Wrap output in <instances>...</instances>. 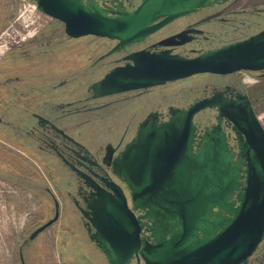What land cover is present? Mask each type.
<instances>
[{
    "label": "water",
    "instance_id": "1",
    "mask_svg": "<svg viewBox=\"0 0 264 264\" xmlns=\"http://www.w3.org/2000/svg\"><path fill=\"white\" fill-rule=\"evenodd\" d=\"M44 15L61 22L70 38L85 35L129 42L157 17L171 18L210 0H143L141 11L109 16L92 0H33ZM90 86L92 97L147 89L195 74L264 69V30L193 58L169 52L138 53ZM220 103L227 101L221 100ZM217 100L170 109L164 122L150 114L113 162L129 204L118 189L84 200L87 236L107 264H240L264 235V129L247 98L218 109L216 124L197 134L194 115ZM214 105V104H213ZM232 124L238 153L228 148L221 120ZM51 129L62 133L51 124ZM28 236L33 240L58 218ZM134 210L143 214L135 217ZM88 215H91L89 217ZM148 220L143 223L142 220ZM147 226L151 242L140 238ZM93 232H91V229ZM21 264L24 261L20 255Z\"/></svg>",
    "mask_w": 264,
    "mask_h": 264
},
{
    "label": "rangeland",
    "instance_id": "2",
    "mask_svg": "<svg viewBox=\"0 0 264 264\" xmlns=\"http://www.w3.org/2000/svg\"><path fill=\"white\" fill-rule=\"evenodd\" d=\"M91 39L67 40L63 25L38 12L33 0H0V264H21L20 255L24 264H104L69 209L62 186L67 173L53 155L38 148L41 144L26 136L30 127L22 125L30 112L55 123L61 114L53 109L57 104L85 96L86 86L97 77L84 71ZM15 41L20 45L11 48ZM62 81L72 91L70 86L57 87ZM215 83L214 76L197 75L157 87L143 96L138 114L184 105ZM126 114L81 126L83 141L92 131L103 138L109 125L118 127L127 120ZM208 114L212 118L213 112ZM86 118L68 117L66 126ZM52 197L59 205L57 220L25 245L30 233L54 216Z\"/></svg>",
    "mask_w": 264,
    "mask_h": 264
},
{
    "label": "flooded vegetation",
    "instance_id": "3",
    "mask_svg": "<svg viewBox=\"0 0 264 264\" xmlns=\"http://www.w3.org/2000/svg\"><path fill=\"white\" fill-rule=\"evenodd\" d=\"M92 1L109 16H116L121 12L126 14L139 12L143 4V0ZM145 27L148 30L140 34L138 38L120 43L117 39L94 35L70 38L65 34L63 26L64 35L69 41H78L86 37L92 38L86 44L88 63L84 71L91 77L95 75L97 77L86 86L83 98L60 102L53 108L61 113L55 123L37 112H30L28 120L22 123L23 126L30 127L25 132L26 136L31 141L41 144L38 148L53 155L67 173V179L62 183L64 196L87 239L88 220L81 213V210H86L84 200H91L95 193L110 195L112 189L115 188L122 192L130 206L125 184L113 173V162L125 144L134 137L139 125L148 115L154 114L157 122L160 123L168 119L170 109H188L194 103L207 99L218 102L227 101L212 103L194 115L193 122L196 125L197 134L200 135L206 128L216 124L215 118L218 109L238 107L239 104L235 103L238 97L245 96L264 129V123L260 118V115L264 118V69L259 71L240 70L229 74L200 73L173 82H166L160 86L127 90L96 98L92 97L90 89L93 83L103 78L113 68L132 63L129 58L132 55L165 51L172 55L193 58L207 51L242 41L264 30V0H210V4L195 6L193 9L171 18L157 17ZM38 33L36 32L33 37L38 36ZM15 43L16 45L11 48L20 45L19 42L15 41ZM197 75L214 76L217 83L210 87L206 86L201 96L193 98L184 105L151 108L144 116H139L138 109L142 105L143 96L148 95L157 87ZM69 86L67 81H62L57 87ZM69 90L72 91V86ZM25 111L29 112L30 110L26 108ZM125 111L128 117L120 126L109 125L104 131L103 138H101V134H95L92 131L88 137L89 140L83 141V135L79 130L81 126L114 121ZM102 112L103 115L96 117L97 113L101 114ZM205 112H213L212 118H209L210 114L205 116ZM75 115H87V118L66 126L68 117ZM198 116H205L207 119L200 120L197 119ZM58 121L64 122L59 124ZM51 124L62 133L51 129ZM220 124L222 130L227 134L228 148L236 157L238 146L237 139L231 130L232 124L225 119H222ZM55 201L56 199L52 197L54 213L56 210ZM57 210L59 214V205ZM132 212L135 217L143 214L139 210ZM88 216L91 217V215ZM142 222L149 223L144 219ZM90 229L93 232V229ZM149 236L147 226L142 227L140 238L151 242ZM30 241L25 240V245ZM88 241L102 257L104 264H107L106 259L94 243L89 239ZM127 264H144V262L139 256L133 255ZM240 264H264V235L254 251Z\"/></svg>",
    "mask_w": 264,
    "mask_h": 264
},
{
    "label": "built area",
    "instance_id": "4",
    "mask_svg": "<svg viewBox=\"0 0 264 264\" xmlns=\"http://www.w3.org/2000/svg\"><path fill=\"white\" fill-rule=\"evenodd\" d=\"M35 8H36V5H35ZM36 10H37V8H36ZM37 11H38V10H37ZM38 12H39V11H38ZM22 14H23V13H22ZM20 16H21V15H19L18 18H20ZM18 18H17V19H18Z\"/></svg>",
    "mask_w": 264,
    "mask_h": 264
}]
</instances>
